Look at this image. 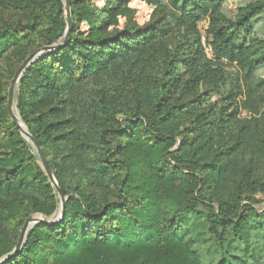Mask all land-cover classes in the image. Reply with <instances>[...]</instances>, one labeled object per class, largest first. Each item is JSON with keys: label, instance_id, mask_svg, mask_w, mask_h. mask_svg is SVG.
Segmentation results:
<instances>
[{"label": "trees", "instance_id": "1", "mask_svg": "<svg viewBox=\"0 0 264 264\" xmlns=\"http://www.w3.org/2000/svg\"><path fill=\"white\" fill-rule=\"evenodd\" d=\"M222 1L68 0V40L15 92L64 213L3 264H264V0ZM65 28L62 0H0V257L59 206L7 93Z\"/></svg>", "mask_w": 264, "mask_h": 264}, {"label": "water", "instance_id": "2", "mask_svg": "<svg viewBox=\"0 0 264 264\" xmlns=\"http://www.w3.org/2000/svg\"><path fill=\"white\" fill-rule=\"evenodd\" d=\"M62 1H63V5H64V12L66 14V28L63 32L61 39H59L55 43H52L51 45H45L41 48L36 49L28 57H26L24 59V61L19 65L17 70L15 71V73L11 79L10 86L8 89V93H7V109H8V112H9L11 118L15 121V123H16L19 131H20V134L27 141H29L30 145L33 147V149H34V151L38 157L40 166H41L44 174L46 175L50 185L54 187L55 191L58 194L59 206H58L57 210L55 211V213H53L50 216H45L41 213H35V214L31 215L25 221L23 227L21 228L19 238L16 242V245L12 249V251H10L9 253L0 257V264H3L4 262H6L13 254H15L18 251V249L24 243L27 232L29 231V229L31 227H33L37 223L51 224V223L57 221L58 219H60L64 213V205H65V201L67 199V196H65L63 194V192L61 191V188L59 187L58 182L55 179L54 173H53L52 169L50 168V166L47 162V159L45 158L41 148L39 147V145L37 144V142L35 141V139L31 135V133L29 132L27 126L22 122L19 114L18 113L16 114L14 112L16 104H14V102H13L15 88L19 82L20 77L22 76L25 69L29 66V64L37 56L44 54V53H48V52H50V51H52V50H54L60 46H63L69 38V29L71 27V11H70V6H69L68 0H62Z\"/></svg>", "mask_w": 264, "mask_h": 264}, {"label": "rangeland", "instance_id": "3", "mask_svg": "<svg viewBox=\"0 0 264 264\" xmlns=\"http://www.w3.org/2000/svg\"><path fill=\"white\" fill-rule=\"evenodd\" d=\"M256 0H223L221 4V11L229 18V19H234L236 16V13L238 9L250 2H254ZM161 2L165 3V0H161ZM207 18H203L199 23H198V31L201 33L204 31L206 25H207ZM251 37L260 39L261 41H264V11L260 14H258L256 17L253 18L252 21V33ZM257 76H264V66L260 67L257 70ZM12 79V78H11ZM11 79L9 80V86ZM9 89V88H8ZM15 92L16 88L14 91V104H16V98H15ZM14 112L17 114V105L14 109ZM19 114V113H18ZM242 115L245 114L244 111L241 112ZM39 162V160H38ZM40 164V163H39ZM258 198L261 200L257 205L256 208H260L264 206V197L262 195H258Z\"/></svg>", "mask_w": 264, "mask_h": 264}, {"label": "built area", "instance_id": "4", "mask_svg": "<svg viewBox=\"0 0 264 264\" xmlns=\"http://www.w3.org/2000/svg\"><path fill=\"white\" fill-rule=\"evenodd\" d=\"M207 26H208V21H207V25H206L204 31H202L200 33V42H201V45H202V48H203L205 55L208 58H213V50H212L211 44L207 40V35H206Z\"/></svg>", "mask_w": 264, "mask_h": 264}]
</instances>
